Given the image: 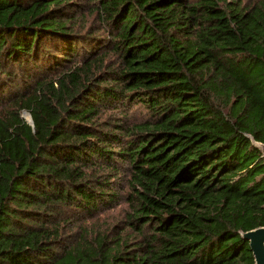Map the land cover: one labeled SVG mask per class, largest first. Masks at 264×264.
I'll return each instance as SVG.
<instances>
[{
  "label": "trees",
  "instance_id": "trees-1",
  "mask_svg": "<svg viewBox=\"0 0 264 264\" xmlns=\"http://www.w3.org/2000/svg\"><path fill=\"white\" fill-rule=\"evenodd\" d=\"M251 136L264 0H0V264H255Z\"/></svg>",
  "mask_w": 264,
  "mask_h": 264
},
{
  "label": "rangeland",
  "instance_id": "rangeland-1",
  "mask_svg": "<svg viewBox=\"0 0 264 264\" xmlns=\"http://www.w3.org/2000/svg\"><path fill=\"white\" fill-rule=\"evenodd\" d=\"M246 2H249L251 0H244ZM139 111V110H138ZM136 109L132 110L130 113L131 115L133 113L138 112ZM22 116L28 121H31V116L30 113L27 110H24L22 112ZM127 209V206L125 203H121V205L115 207L114 209L103 211L98 214V216L92 220L89 221V226L92 227H97L98 229H107L109 228L112 224L117 223L119 220L123 219L125 210ZM84 223L86 220L80 219L79 223Z\"/></svg>",
  "mask_w": 264,
  "mask_h": 264
},
{
  "label": "water",
  "instance_id": "water-1",
  "mask_svg": "<svg viewBox=\"0 0 264 264\" xmlns=\"http://www.w3.org/2000/svg\"><path fill=\"white\" fill-rule=\"evenodd\" d=\"M31 116V114H30ZM33 125V119L29 122ZM253 144L259 148L264 156V143L256 141L254 137L251 136ZM242 237L249 241L250 248L252 250L255 264H264V226H260L245 232H242Z\"/></svg>",
  "mask_w": 264,
  "mask_h": 264
}]
</instances>
